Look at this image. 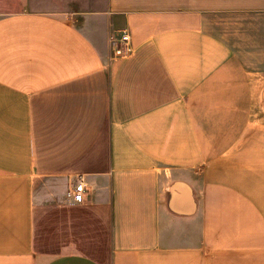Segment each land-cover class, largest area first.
I'll list each match as a JSON object with an SVG mask.
<instances>
[{
	"label": "crops",
	"instance_id": "1",
	"mask_svg": "<svg viewBox=\"0 0 264 264\" xmlns=\"http://www.w3.org/2000/svg\"><path fill=\"white\" fill-rule=\"evenodd\" d=\"M34 2L0 0V264H264V0Z\"/></svg>",
	"mask_w": 264,
	"mask_h": 264
},
{
	"label": "rangeland",
	"instance_id": "2",
	"mask_svg": "<svg viewBox=\"0 0 264 264\" xmlns=\"http://www.w3.org/2000/svg\"><path fill=\"white\" fill-rule=\"evenodd\" d=\"M105 0H36L38 8L51 11L82 12L99 9Z\"/></svg>",
	"mask_w": 264,
	"mask_h": 264
},
{
	"label": "built area",
	"instance_id": "3",
	"mask_svg": "<svg viewBox=\"0 0 264 264\" xmlns=\"http://www.w3.org/2000/svg\"><path fill=\"white\" fill-rule=\"evenodd\" d=\"M120 43L114 50L116 55L120 56H127L132 52V46L130 43V35L128 33H124L120 40H118ZM84 191H85V185L83 181H80L74 191H73V197L76 201L81 202L84 200Z\"/></svg>",
	"mask_w": 264,
	"mask_h": 264
}]
</instances>
